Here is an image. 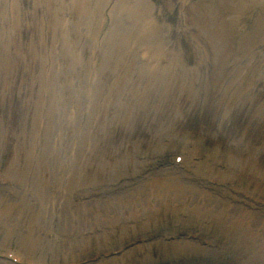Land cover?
<instances>
[{"label": "rangeland", "instance_id": "374dc122", "mask_svg": "<svg viewBox=\"0 0 264 264\" xmlns=\"http://www.w3.org/2000/svg\"><path fill=\"white\" fill-rule=\"evenodd\" d=\"M89 4L95 12L79 0H0V132L7 135L0 140V174L16 161L12 149L23 150L22 157L32 152L27 132L44 131L40 139L53 145L55 163H71L73 156L76 163L73 196L63 200L75 211L110 212L97 219L88 212L86 224L71 220L73 233L51 227L44 240L58 256L65 251L59 241L77 240L69 258L84 264H204V258L242 264L246 255L252 264H264V243L225 244L219 231L209 237L200 231V221L187 219L195 197L184 195L190 184L225 201L234 196V205L250 203L256 218H264V0ZM122 5L149 10L146 25L157 37L132 45L123 60L126 46L119 44L130 24L119 28L116 8ZM135 27L140 40L143 28ZM114 37L122 40L114 44ZM149 50L155 60L148 59ZM142 64L182 74L169 85L152 84L162 75L146 80L139 74ZM38 91L46 97L36 105ZM45 112L51 117L44 122ZM177 149L187 152L188 166L167 160ZM34 171L31 166L28 181ZM48 172L44 185L50 191L51 177L63 172ZM168 174L177 180L167 181ZM165 195L179 201L176 209L163 205ZM3 199L8 206L17 203L14 195ZM17 240L0 239V248L24 252ZM186 240L198 245L181 256L177 245ZM119 249L123 253L115 255Z\"/></svg>", "mask_w": 264, "mask_h": 264}, {"label": "bare ground", "instance_id": "6f19581e", "mask_svg": "<svg viewBox=\"0 0 264 264\" xmlns=\"http://www.w3.org/2000/svg\"><path fill=\"white\" fill-rule=\"evenodd\" d=\"M79 1L83 2V8L87 6L90 12H95L90 8L89 1L91 0ZM107 2H110V0H96V5L98 6V9L103 8ZM140 2L142 1H139V3ZM139 3L137 4L139 5ZM116 10H119L120 14L117 16L119 28H123L124 25L130 24L127 30L123 32V40L122 38H117L122 36H117L114 37L112 41V43L118 44V42L122 40L123 43L119 45L122 46L125 44L126 47H122L125 52H120V55L122 54V60L124 57L129 56V53L131 52L128 48H131L135 43L138 45L143 42L151 43L152 40H157V37L154 36L155 32L152 31L155 29L147 28L146 25V23L152 20V14L149 10H143L142 12L141 10L130 8L127 5L117 7ZM135 25L139 28V31H142L143 28L144 36L142 38L140 37L141 41L138 39L137 34L132 32L137 31ZM133 39L138 40L133 42ZM119 45H117L118 48L120 47ZM147 54L148 59H156L155 53L151 50H149ZM110 55L112 54L110 53ZM147 66L148 65L142 64L139 70V74H141L142 77H146V80L149 79L147 77L162 75L161 78H152V84H154L153 81L159 80L165 82V85H169L173 79H178L182 74L180 69H171L163 66L158 68L159 66L154 65H151V67L154 66V69H149ZM123 68L125 69L126 67L122 66V69ZM154 70L156 72H153ZM29 95L30 93H27V97ZM43 95L46 97L45 94H43L41 91H38L35 96H33V101L36 102V105L38 103L43 104ZM47 98L49 97L47 96ZM27 109L30 111L32 107L28 106ZM40 112L41 109L38 105L37 113L40 114ZM41 116L45 117V122L46 120L48 121L50 119L51 114L49 112H45V114ZM26 117L28 118L27 112ZM59 128L60 127H58V129ZM4 135L5 134L0 132V140L7 137V135ZM43 135L44 131H41L36 135L27 132L24 135V138L32 140V152L29 153L28 151L27 155L22 157L21 152L23 150L17 148L18 154L14 151V149H12L13 155L16 157V161L20 164H17L16 161L12 159L10 162V167L6 168L3 174H0V187L4 186L9 189L8 193H4L0 188V239H3L5 242H12L15 240V238H17L18 245L25 251L23 252L19 249L11 248H0V250L6 252L8 257H11L13 260H17L19 264H48L47 262L42 261L44 259L39 260L34 256H42L47 259L52 258L56 260L57 264H78L80 261L74 262L75 260H70L69 258L71 256L73 247L78 242L77 240L72 241L69 239L67 241H59V248H64L65 251H59L61 253L58 256L56 255V251H54L57 247L53 248L54 250H52L50 243L47 242V240H44L45 235L47 234L50 236L52 234L50 229L51 227H54L57 232L73 233L75 230H72L74 227L72 226L71 220L78 219L79 221L86 224L88 212L94 213L93 215L96 216V219L101 217L100 212H102L103 216H107L110 214V212L106 211V209H101L102 211H93L83 207L82 209L75 211V207L72 202H70L69 205L65 200H63L69 193L71 194L70 196H73L75 190L74 188L77 184V180H75V177H73L74 175L72 174V167L74 164H76L74 156L72 157L73 161H71V163H55L53 157V145L49 144L46 138L41 141L40 138ZM39 141L42 143V145L39 144ZM33 142L35 143L33 144ZM34 147H38L39 157H36V163L32 165L33 162L29 163V159L31 158V154H33ZM50 147L52 148L49 149ZM31 166L34 167L35 174L33 175L31 181H28L27 177L29 176ZM195 169H201L200 164H196ZM55 170H62L63 174L59 175L58 177H56V174H54V176L51 177L54 190L48 191L44 185V179H46L49 173L48 171L53 172ZM36 173H39V176H37ZM164 173H170V171H164ZM172 174L175 175V173ZM166 176L167 181L172 182L173 179H175V181L177 180L172 175L168 174ZM193 188L194 186L189 184V186L184 189V195L186 197L187 195L195 197L192 204L193 209L192 211L188 210L189 217H187V219H197V221H200V225H198L199 229L205 233L207 237H209V235L213 234L214 232L219 231L220 236L218 237V240L225 244H231L235 242L236 246H242L246 245L248 241H251L253 244L254 242H258L259 244L264 243V218H256L257 215L252 212L253 206L250 203L245 204L243 207H238L237 205L233 204L234 200H238V198H234V196H231L233 201H230L227 198H225V201L220 197H213L205 190L200 191L197 188L193 190ZM198 191H200V193ZM3 195L4 198H9L10 196L14 195L17 198V203L13 206H8L7 201L3 199ZM171 197L173 196L165 195L164 198L166 200L163 205L172 207L170 206L172 203L176 209L179 201L174 197L170 199ZM152 207L153 206H151L149 202V209ZM67 208L68 211L72 212L68 213ZM10 209H13V211ZM7 213H11V215L5 216ZM64 213H66V217L64 216ZM135 217L139 218V210L137 211ZM62 218H69V221H59ZM209 221L213 223V225H210V227L207 224ZM214 225L221 227V229H217ZM20 228L28 229L27 233L24 234L22 231L20 232ZM87 230H89V228ZM224 230H228L229 235L223 234ZM197 245V242L186 240L182 243H179L177 247L181 253L180 255L183 256L190 254L191 251L197 247ZM115 250L113 251L115 252ZM246 258L247 260L241 261L242 264H252L251 260H249L248 257ZM103 262L104 261H102V263ZM215 262L216 261L212 260L209 262V264H215ZM112 263L118 264V260L116 259ZM0 264L12 263L0 260Z\"/></svg>", "mask_w": 264, "mask_h": 264}]
</instances>
